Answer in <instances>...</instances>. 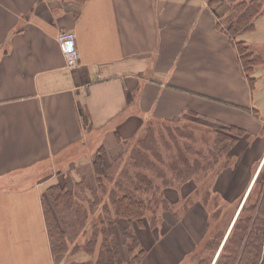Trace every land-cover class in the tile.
<instances>
[{
	"label": "crops",
	"instance_id": "obj_1",
	"mask_svg": "<svg viewBox=\"0 0 264 264\" xmlns=\"http://www.w3.org/2000/svg\"><path fill=\"white\" fill-rule=\"evenodd\" d=\"M207 1L0 0V254L8 252L0 264H63L49 246L44 185L67 168L71 151L85 158L74 172L93 179L98 147L115 156L151 122L245 130L229 151L233 168L229 163L205 184L189 180L175 192L178 201L206 185L207 201H236L234 218L264 162V62L254 67L251 88ZM216 12L222 23L233 15L228 4ZM61 30L75 34L76 67L65 65ZM237 37L264 60V6L253 29ZM64 172L60 183L69 188L76 179ZM196 197L200 210L172 216L165 236L138 230L145 253L137 264H185L209 219ZM191 213L201 224L196 239L177 229Z\"/></svg>",
	"mask_w": 264,
	"mask_h": 264
},
{
	"label": "trees",
	"instance_id": "obj_2",
	"mask_svg": "<svg viewBox=\"0 0 264 264\" xmlns=\"http://www.w3.org/2000/svg\"><path fill=\"white\" fill-rule=\"evenodd\" d=\"M220 1L223 0L207 2L218 19L217 26L231 39L242 71L253 88L252 73L260 63L259 56L237 36L253 29L255 19L263 13L264 0H228L233 15L223 23L216 12ZM173 127L177 130L176 139L168 130ZM199 129L198 133L197 128L164 122L153 126L151 122L134 140H125L122 146L127 142L130 146L115 156L110 157L103 146L97 148L91 163L92 184L81 176L69 188L60 183L47 186L41 201L52 254L63 255V264L139 263L145 249L140 246L137 232L141 228L155 227L153 218H146L145 212L148 209L146 202H152V197L157 202L158 196L154 194L157 187L162 192L161 200L169 205L164 194L166 188L180 187L189 180L201 182L199 176L221 162L213 176L218 174L230 163L229 151L237 137L245 133L244 129L233 125L211 130L213 135L208 129ZM152 130H159L158 135ZM167 143L174 146V153L170 152ZM160 146L164 151L159 150ZM263 167L218 254L215 258L213 254L209 264H264ZM259 181L261 185L256 191ZM203 187L206 188L203 185L194 196H200L207 206L215 205L217 202L207 201L210 191L207 188L204 191ZM254 191V201L246 206ZM145 196H148L147 200ZM246 208L249 214H244ZM226 231L218 238L215 253ZM82 255L85 256L83 260L80 259ZM196 262L204 261L198 257Z\"/></svg>",
	"mask_w": 264,
	"mask_h": 264
},
{
	"label": "rangeland",
	"instance_id": "obj_3",
	"mask_svg": "<svg viewBox=\"0 0 264 264\" xmlns=\"http://www.w3.org/2000/svg\"><path fill=\"white\" fill-rule=\"evenodd\" d=\"M223 4L229 5V12H230L231 11V4L229 3V1L223 0L220 5H219V2H217V5H219V6H221ZM225 20H227V19H223L222 21L225 22ZM259 61H260V63L264 62V60H263V58H261L260 54H259ZM159 124H160V122H155V123H153V126H156ZM174 128L175 127H173V129L170 128L168 130L171 132L170 133L171 137L173 136L174 137L173 139H176L175 132L177 133V130ZM199 130L200 129H197L198 133L200 132ZM158 131L159 130H157V131L152 130V133L154 134V132H156V136H157ZM208 131H210L209 134L213 135L211 130H208ZM178 140L182 141L181 138H178ZM158 141L161 142V139L159 137H158ZM167 144L169 145L170 152L174 153V146L171 143L170 144L167 143ZM129 146H130L129 142H127L124 144V146H122V149H124V150L128 149ZM159 150L164 151L163 148H161V146H160ZM82 152H83V150H82ZM71 155H74L75 157L68 158L66 160L65 164L62 166V167L67 166V168L64 170L65 172L63 170H61V171L64 172L63 174L71 175L73 177V180L74 179L78 180L82 175L79 176L78 174H76V172H74V170H77V171L81 170L82 171L84 166L81 163L84 162L85 158L80 157L78 159L77 156H80L79 151H78V153L76 151H71L70 153L67 154V156H71ZM231 158L234 159V157H231ZM231 161H230V163H232V164L229 167L233 168L235 162H233V161L231 162ZM77 162H79V164L81 165L80 167L76 166ZM220 163L217 164L213 169L205 171V173H202L203 175L199 176V178L205 182L210 181L212 179L211 176H213L214 170L219 169ZM49 170H44V172H43L44 178L45 177L47 178L50 175L51 168ZM55 171H56V176L51 178L50 180H48L46 182V184L44 185L45 188L47 186L53 184V183H60V181L63 180V178H62L63 175H62L61 171H59V170H55ZM262 172H263L262 174H264V167H263ZM68 177L69 176H67V178ZM87 180L90 182V184L93 183L92 176L90 177V179L87 178ZM203 181H201V183H203ZM184 185L185 184L183 183L180 185V187H170L169 188L172 191V193H170V192H169L170 194L168 193L170 195L168 198L169 205L161 200L162 199V192H161V189L158 187H157V190H155V192H154V194H156L158 196L157 202H154V197H152V202H146L147 208H148L145 212L146 218H148V219L153 218L152 220H154V223H155V227L150 228V229H155L153 231L151 230V233L156 232L157 235L159 236L160 233L162 234L163 232L166 231L167 226L170 227V222H168V221L172 220V216H177L178 213L183 212L187 209L189 211L192 210L193 212H195L196 210L199 209L197 206L198 199L196 196H194V194H193V197L191 199H187V198L183 197V195H182L183 198L180 196L178 201L175 200V197H176L175 195L178 194L180 191L179 188L182 189L184 187ZM259 185H261L260 181L255 186L256 191H258V189L260 188ZM188 187L189 186L186 185V188H188ZM203 188L205 191L206 188L205 187H203ZM256 191L252 192L251 198L247 202L246 206H249L254 201ZM175 192H176V194H175ZM189 196H192V195L190 194ZM147 197L148 196H145L144 198L147 200ZM178 203H179L178 206L173 207V205H176ZM198 203H201V202H198ZM235 204H236V201L235 202H227V205H225L224 207H220V206L216 207V206H218L217 203L215 205H213V203H210V205L207 206V207H209V209L206 208L209 210L208 228L206 229V233L204 234V236L200 239V241L195 246V251H194V253H192L193 256L191 255L190 258L187 259L185 264H197L196 261H197L198 257H201V259H203V261H204L201 264H209L210 260H212V258H213L212 257L213 254H215L216 243L219 240L218 238L223 234V232L226 229H228L230 221H231L233 214L236 210ZM172 213H173V215H172ZM212 213H214L215 216ZM246 213L249 214L247 211V208H246V211L244 210V214H246ZM192 215L193 214L191 213V216ZM196 218H198V215H195L194 217L192 216L191 220L184 222L182 225H180L177 228L180 231L184 230V232L187 233L186 236L188 239H190V238L196 239L195 232L199 230V227L201 225L200 223L198 224L199 218L198 219H196ZM172 221H174V219ZM191 221H195V222L193 223ZM147 228L148 227H146L145 229H147ZM166 234L167 233H165L164 235H160V236H165ZM177 235L179 236L178 231H177ZM153 236L155 238L156 234H153ZM170 238H171L170 235H167V238L165 237V239H166L165 243H169ZM81 242H82V239L79 241V243H81ZM208 242L210 243V246L207 245Z\"/></svg>",
	"mask_w": 264,
	"mask_h": 264
},
{
	"label": "built area",
	"instance_id": "obj_4",
	"mask_svg": "<svg viewBox=\"0 0 264 264\" xmlns=\"http://www.w3.org/2000/svg\"><path fill=\"white\" fill-rule=\"evenodd\" d=\"M57 41L63 54L65 65L68 68L76 67L79 62V52L74 32L71 30L59 31Z\"/></svg>",
	"mask_w": 264,
	"mask_h": 264
},
{
	"label": "bare ground",
	"instance_id": "obj_5",
	"mask_svg": "<svg viewBox=\"0 0 264 264\" xmlns=\"http://www.w3.org/2000/svg\"><path fill=\"white\" fill-rule=\"evenodd\" d=\"M257 175V174H256ZM256 175H255V177H256ZM255 177H254V179H255ZM254 179H253V181H254ZM253 181H252V183H253ZM10 207V206H9ZM9 207H8V209H9ZM20 207H22V208H20V213L21 214H23V212L25 211V208L23 207V206H20ZM9 210H12L11 208L9 209ZM17 221H20L19 220V218H16V219H13V220H11L10 221V225H12V226H15V224L17 223ZM232 221V220H231ZM231 221H230V223H231ZM230 225V224H229ZM228 228H229V226H228ZM2 229V225H0V230ZM228 230V229H227ZM29 251L31 252V249H30V246H29ZM32 253V252H31ZM8 258V252H7V250L6 249H2L1 250V254H0V260H6Z\"/></svg>",
	"mask_w": 264,
	"mask_h": 264
}]
</instances>
